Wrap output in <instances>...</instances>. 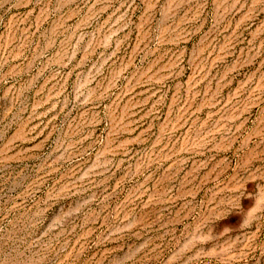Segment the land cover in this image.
Instances as JSON below:
<instances>
[{
	"label": "rangeland",
	"instance_id": "rangeland-1",
	"mask_svg": "<svg viewBox=\"0 0 264 264\" xmlns=\"http://www.w3.org/2000/svg\"><path fill=\"white\" fill-rule=\"evenodd\" d=\"M0 264H264V0H0Z\"/></svg>",
	"mask_w": 264,
	"mask_h": 264
}]
</instances>
